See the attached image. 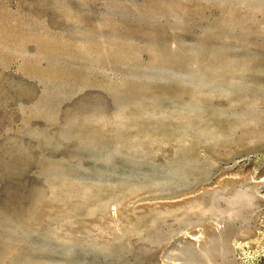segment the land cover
I'll use <instances>...</instances> for the list:
<instances>
[{"label": "rangeland", "instance_id": "rangeland-1", "mask_svg": "<svg viewBox=\"0 0 264 264\" xmlns=\"http://www.w3.org/2000/svg\"><path fill=\"white\" fill-rule=\"evenodd\" d=\"M0 264H264V0H0Z\"/></svg>", "mask_w": 264, "mask_h": 264}, {"label": "bare ground", "instance_id": "bare-ground-1", "mask_svg": "<svg viewBox=\"0 0 264 264\" xmlns=\"http://www.w3.org/2000/svg\"><path fill=\"white\" fill-rule=\"evenodd\" d=\"M236 255V254H235Z\"/></svg>", "mask_w": 264, "mask_h": 264}]
</instances>
